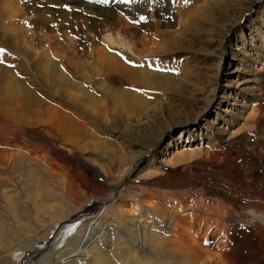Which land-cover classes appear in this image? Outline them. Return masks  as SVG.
<instances>
[{"label": "bare ground", "instance_id": "6f19581e", "mask_svg": "<svg viewBox=\"0 0 264 264\" xmlns=\"http://www.w3.org/2000/svg\"><path fill=\"white\" fill-rule=\"evenodd\" d=\"M73 1L55 0L53 3L56 6L55 9L43 11L40 14L42 17L39 20L40 23L35 24L36 26L34 25L32 29L26 28V34L31 37L38 36L37 38L40 40L49 42L50 38L45 34V30L49 26H54L58 31L64 27L69 30L70 27H75L76 30L85 29L84 32L89 30L80 43H87L92 38L91 35L96 34V36L98 35L97 38H101L100 40L104 41L107 46H116L123 51H119L121 54L119 58L110 53L99 52L97 57L101 60L94 65L75 62L79 58H76L73 53L66 54L65 58L60 56L62 69L56 68L58 72L61 71L58 73L59 87L73 88L79 85L75 82L76 80H80L84 85L85 82L92 79L97 88L86 84L85 87L87 88L83 89L80 96L65 100V105H61L60 102L59 104L58 101L56 104L54 103L55 105L53 104L56 110L54 116L57 118L58 128L73 136V141L74 137L81 135L85 137V124L78 119L77 115L71 114V111L67 110L66 107L69 106L74 109L72 112L75 111L85 118L91 117V115L97 114L99 104V107H102L103 103H96L101 97H106L113 104L129 110L150 105L152 115L147 125L142 128L117 130L115 132L120 139H127L128 144L135 149V152L128 157L130 162H128L129 166L123 180L109 185H107L108 183L101 184L99 180L96 182L86 180V183L75 184L69 181L65 174L63 182L56 184L55 189L52 188L54 193L48 192V194H52L54 200L53 202L51 200L49 205L48 203L44 204L46 211L40 217L38 214L41 212L40 210L31 215L20 205H17L13 197L15 192H20L22 189L20 181L10 180L13 166H15L14 160L19 156L27 160L28 154L24 155L26 153L23 147L19 146L22 144H16L19 142L15 143L10 140L13 135L12 127L11 134H7L9 138L4 140L8 142L1 143L2 141H0V264H131L129 256L134 254V250H130L126 254L122 253L120 248L109 249L106 247L105 238L107 235L105 234L108 233L107 229L117 227L119 232L121 230L118 221H111L110 216H108L109 212L114 215L127 216L131 222L136 219L135 228L138 233L141 229H148L149 233L146 231V234L148 233V236L146 235L147 241L154 234L157 235L156 229L159 230L161 241H164L166 238L162 236L163 233L168 235L169 229H176V221L181 222L182 219H187L183 215L188 216V220H195L198 224H201L200 221L203 220L208 225L207 220L209 218H204L203 215L220 220L224 218L225 214L231 217L234 216L232 212L235 213L232 208L225 205V198L221 199L222 206H218L219 215L216 214V208L213 213L206 212L207 208L201 204L202 202H197L196 206L203 209V211H198L201 216L195 214L197 210L192 206L186 209L185 203L168 201L164 202V205L159 204L157 197L153 198L150 192H143L141 189H137L138 187L134 186V183L131 184L129 175L143 158L148 155L154 158L155 155L171 147L172 144L184 140L190 141L191 139H207L208 141H212L216 137L219 139L221 135L225 134L228 125L234 122L239 110L241 112L247 100L251 102V113H253L254 107L252 105L255 101L257 102L258 98L260 102L263 89L262 77L258 76L264 71V0H191L186 8L183 7L185 9L180 12L170 0L165 1L166 3L161 4V6L159 3L152 9L151 6L149 8L150 0H130L128 8H120L118 3L116 6L110 4L109 7L101 11H88L89 14L93 15L90 18L82 17L81 14L69 13L71 8L77 10L76 6L85 7L84 4ZM16 3L18 12L21 13L23 9L21 10L19 0ZM68 4H70V8L67 7ZM1 7L3 6L1 5ZM86 8L88 9L89 6ZM5 11L8 14L6 16L2 14L0 19L7 20L8 23V20L13 18L16 12L14 11L15 14L12 15V9ZM23 11L24 18L28 15L33 16V13L25 14L26 12ZM154 12L157 21L151 23L147 20V16ZM52 15L59 16V19L52 18ZM110 17L116 19L113 26L115 28L114 33H112V27L110 29L106 26ZM6 22H3V26ZM7 26L5 25V28ZM23 27L20 26L19 31H22ZM5 30L2 38L4 44L8 48L14 47L15 49L17 42L13 44L10 29ZM81 33L80 31L76 35L80 36ZM62 37L68 39L67 32H63ZM40 46L37 48L33 45V49L40 50ZM0 56L3 62H11L8 56H4L2 53ZM49 57L52 60L59 58L55 54H49ZM167 61H171V63L174 61V65H177L176 68L169 69L176 73L173 75L165 73L164 75L170 76L164 78L160 75L163 74L161 72H165ZM95 68L97 71H94ZM202 70L205 72L201 74ZM96 73L99 81L93 79ZM94 77L96 78V76ZM115 80L126 85L127 90L124 91L121 88L114 90L107 87L109 83ZM102 81L103 83H100ZM151 83L169 90L166 103L151 98L153 94H157L154 93L156 90L152 88L154 85ZM151 99L153 100L151 101ZM240 104L241 109L239 108ZM154 127L159 128V130L151 138L153 134L151 130ZM21 136L24 135L21 134ZM130 136H137L138 138L140 136L141 138H130ZM48 138L49 143H55L51 135H48ZM90 138L92 137L90 136ZM11 142L16 145H12ZM225 151L228 150H218L217 152L221 155V152L224 154ZM201 154L198 151L197 153H190L188 156L189 159H192L200 157ZM216 156L218 157V155ZM208 157L210 158V156ZM181 158L184 157L181 156ZM28 161L36 163L34 158ZM211 161L209 162L211 163ZM42 164L44 165V163ZM45 167L43 168L44 171ZM101 172L104 174L103 170ZM175 172L170 171L169 173L172 175ZM175 174H179V172ZM171 177L173 178V176ZM33 178L32 180L36 179L34 176ZM43 182L36 179L35 187L37 190L35 191L43 188V185L46 184ZM258 182L259 186L264 184L263 178L259 177ZM48 194H46V198L51 199V195ZM204 195L202 194L199 200L188 194L187 197L191 201H202ZM125 198L128 199L124 201ZM148 199L152 201H148ZM213 201L215 200L213 199ZM8 208L9 213L7 212ZM183 210L186 211L185 214L182 212ZM247 213L241 212L240 216L244 224L257 232L255 237H259V254L255 256L257 260L252 261L255 258L253 255L244 254L235 245L231 248L229 244V248L224 250V253L221 251L224 256L223 264H264V203H259V210L253 209ZM3 214L5 218L1 217ZM246 215H248L247 219L243 220ZM230 217L227 218L233 219ZM17 218H20L22 222H19ZM82 219L85 220L75 226V223L81 222ZM7 222L13 226L10 227ZM237 222L240 223V221ZM221 223L222 221H220ZM72 224H74L71 227L74 233L66 230ZM183 224L181 226H184ZM217 224L219 225V221ZM125 232L123 231V236L120 237L125 238ZM71 233L74 235L70 236ZM236 237L238 239L237 245L241 244L238 236ZM122 240L124 241V239ZM194 240L196 242V239ZM190 241L189 245L193 242L190 243ZM128 244L131 245L129 242ZM184 245L186 244L184 243ZM131 246H133L131 249H135L134 245ZM194 246L196 245L194 244ZM142 251H145V248ZM15 254H24L25 257L15 263L11 258ZM217 259L222 260L216 258V261H218ZM219 262L221 263V261Z\"/></svg>", "mask_w": 264, "mask_h": 264}, {"label": "rangeland", "instance_id": "374dc122", "mask_svg": "<svg viewBox=\"0 0 264 264\" xmlns=\"http://www.w3.org/2000/svg\"><path fill=\"white\" fill-rule=\"evenodd\" d=\"M54 1L55 0H19L20 6L22 7L19 6V8H21V10L23 9L24 11H22L26 12L25 14H29L28 12L33 13V16L28 15L24 18L22 11L19 13L18 6L16 7V2H18V0H0V9H2L0 11L1 17L2 14L3 16L8 14L5 10L12 9V15L16 12L13 18L8 20V23L6 22L7 20L0 19V53L4 54V56H8L11 60L10 63H7L3 62V59H0V123H3V125H0V141H2L1 143L8 142L4 140L9 138L7 134H11V129L13 127V135L10 140L15 143L19 142L16 144H22L19 146L23 147L26 153L24 155L28 154V157L25 156L27 160L21 156L14 160L15 166H13L14 168L10 180L20 181L22 189L20 192H15L13 197L17 205H20L31 215L40 210L41 212L38 213L39 217L46 211V209H44V204L48 203L49 205V202H51V200L53 202L54 200L52 194H48V192L54 193L52 188L55 189L56 184L63 182L65 174L68 180L75 184L84 183L86 180H93L95 182L99 180L101 184L108 183L107 185H109L123 180L126 169L129 166L128 162H130L128 157L135 152V149L132 145L128 144L127 139H120L115 132L117 130L142 128L147 125L152 115L150 105L148 107L139 109L137 107L129 110L117 104H113L106 97H101L96 103H103V105L99 107V104L97 107V114L91 115V117L85 118L75 111L72 112L74 109H71L67 105V107L65 106L68 108L67 110L71 111V114L77 115L78 119L83 121L85 124L84 130L89 137L81 135L76 138L74 137L73 141V136L58 128L57 118L54 116L56 110L53 104H56V101H58L61 105H65V100L67 101V99L71 97L80 96L83 89L87 88L85 87L87 86L86 84H89V86L91 85L90 87L97 88L96 83H94L92 79L89 81L85 80L87 82H85L84 85L80 80H76L75 82L79 85L73 88L59 87L58 73L61 71L58 72V69H62V59L60 56L65 58L66 54L73 53L76 58H79L78 61L75 62H79V64L82 62V64L85 65H94L101 60V58L97 57L98 54L110 53L119 58L121 55L119 51L123 50L118 49L116 46H107L104 41L100 40L101 38H97L98 35L96 36V34L91 35L92 38L87 43L82 44L80 41L85 38V35H87L85 33L89 32V30L84 32L85 29L76 30L75 27H70V30L64 27L65 29L62 28L58 31L54 26H49L45 30V34L50 38L49 42L40 40V38H37L38 36L31 37L26 34V28L29 29L30 27L32 29L35 24L40 23L39 20L42 19L40 14L43 13V11L56 7L53 4ZM76 1L84 4L85 7L76 6L77 10H72L71 8L69 13L81 14L82 17L86 18L93 16L89 14L88 11H101L109 7L110 4L116 6L119 3L120 8H128L129 5V2L125 3L124 0ZM156 1L150 0L149 8L150 6L151 9L152 7L155 8V5L159 3V6H161V4H165L168 0ZM170 1L177 6L180 12L186 8L191 0ZM1 5L3 7H1ZM69 6L70 4H68L67 7ZM86 6H89V8L87 9ZM121 16L124 17L123 15ZM52 18L59 19V16L52 15ZM110 18L108 22L111 23L109 24L107 22L106 26L110 29L113 28L112 33H114L115 28L113 26L115 24L114 20L116 19L114 17ZM147 20L151 23L157 21L156 13L154 12L150 16H147ZM3 22H6L4 26ZM5 25L8 26L5 28ZM20 26L23 27L22 31L24 32L21 30L19 31ZM5 29H10L11 37L13 36V38H11L12 43L15 44V42H17L15 44V49L14 47L8 48L4 44L2 38L4 37ZM80 31L82 33L80 36H77L76 34L80 33ZM63 32H67L68 39L62 37ZM33 45L37 48L41 45L40 50L33 49ZM49 54H55L59 58L52 60ZM79 55H81V57H79ZM173 62L167 61L165 72H161L163 74L160 76L169 78L170 75L164 74L173 75L176 73L174 70L171 71V69H169L176 68L175 66L177 65H174ZM98 68H101V66H98ZM152 69L155 70L153 67ZM177 69L179 68L177 67ZM94 71H97V69L95 68ZM204 72L205 71L202 70L201 74ZM94 76H96V78ZM94 76L93 79L99 81L97 73L96 75L94 74ZM258 77H262L261 80L263 81L260 102L258 98L257 102L255 101L253 103V113H251L250 101L248 102L247 100L243 108L240 104L239 108H242L241 112L239 110L234 122L228 125L225 134L221 135L219 139L217 137L212 141H208L207 139H191L190 141L184 140L180 143L172 144L171 147L164 149L160 154L155 155L154 158L149 155L143 158L141 163L138 164L129 175L131 184L134 183V186H137V189H141L143 192H150L153 198L157 197L159 204L168 201L180 204L185 203L187 206L186 209L192 206V208L197 210L195 214L201 216V213H198V211H203V209L196 206L197 202H202L201 204L207 208L206 212L213 213V210L216 208V214L219 215V211H217L218 206H222L221 199L225 198V205L235 211V213L232 212L234 216L230 217L225 214L224 218L219 220L214 219L212 216L208 217L207 215H203L204 218H209L207 220V225L203 220L200 221L201 224H198L195 220H188V216L183 215V217H187V219H182V223L176 221L175 225L179 227L174 226L176 229H169L168 235L164 233L162 235L161 233V235L166 238L164 241H161L158 229H156L157 235L154 234L147 241V234L149 231L148 229H141L138 233V230L135 228L137 223L136 219H133L135 222L133 220L131 222L128 220L129 218L127 216L114 215L109 212L108 216H110L111 221H118V223H120L121 233L118 231L119 229H117V227L108 228V233L105 234L108 236L105 238V242H107L106 247L109 249L120 248L122 253L126 254H128V251L134 250V254L129 256L131 264H223L224 250L229 247L232 248L234 245L244 254L253 255V257L258 256L259 237H255L257 232H254L250 226L244 224L240 216L241 212H246V214H248L247 212L253 209L259 210V203H264V184L259 186L258 182L259 177H262L264 180V71L260 73ZM100 83H103V81ZM151 84L154 85L152 88L156 90L154 93H157L153 94L151 98L166 103L165 100L169 95V90L167 88L162 89L154 83ZM107 87L114 90H119L120 88L124 91L127 90V86L117 80L109 83ZM151 93H153V91ZM153 99H151V101ZM154 128L151 130L153 134L150 132L152 137H149L151 138H153L159 130L157 127ZM21 134L24 136H21ZM48 135L53 137L56 146L55 143H49L50 140ZM90 136L92 138H90ZM132 137H136L137 139L141 138L140 136L139 138L137 136ZM132 137L130 136V138ZM82 138L85 140L84 142ZM15 143H12V145H16ZM25 148H27V151ZM226 149L228 151L224 152L225 155L223 152H221V155L217 152L218 150ZM33 151L36 152L34 153ZM198 151L202 153L200 157L189 159L188 155L190 153H197ZM216 155H218L219 158ZM181 156L185 159L181 158ZM208 156H210L213 163ZM33 158L36 160V163H30L28 161ZM41 159L42 161H40ZM209 161H211V163ZM42 163H44L46 167ZM44 167L46 168V172L43 169ZM102 170L104 174L101 172ZM170 171H176L179 172V174H175V172L171 175V173H169ZM33 176L36 177L37 180L44 181L43 184H46L43 185V188L47 189L41 188L35 191L37 190L35 187L36 179L32 180L34 179ZM171 176H173V178ZM46 185L47 187H45ZM45 191L47 193H44ZM46 194L51 195V199L46 198ZM187 194L194 196L196 199L198 198V200L201 198L202 194L205 195L202 201H191L187 197ZM126 199L128 198H125L124 201H126ZM213 199L215 201H213ZM148 201L152 200L148 199ZM124 208L125 207H123V209ZM7 212L9 213V208ZM182 212L184 213L186 211L183 210ZM4 216L3 214L1 217ZM247 216L248 215H246L243 220H246ZM227 217L233 219L230 220ZM17 220L22 222L20 218H17ZM84 220L85 219H82L81 222L75 223V226L82 223ZM217 221H219V225ZM220 221H222L221 224ZM237 221H240V223ZM7 223L10 227L13 226L10 222ZM182 224L184 226H181ZM73 225L74 224L68 226L66 230L74 233L73 228H71ZM123 231H126L125 238L120 237L121 235L123 236ZM146 231L148 232L147 234ZM206 231L209 232L207 233ZM73 233H71L70 236L74 235ZM235 234L241 241L239 245H237L238 239ZM111 235L113 236L112 238ZM203 235L206 237L204 236L203 238ZM193 238L196 239V242H194L195 240ZM122 239H124V241ZM126 241L134 245L135 249H131L133 246L129 245ZM189 241L190 243L193 241V247H191L192 244L189 245ZM183 242L186 245H184ZM194 244L196 246H194ZM229 244L231 246L228 247ZM144 248L145 251H142ZM24 257V254H15V256L11 258L13 262L17 263V261L23 260ZM216 258L222 260L217 259L218 261H216ZM203 259H205V261H203ZM254 260H257V258L255 257L252 259V261ZM219 261H221V263Z\"/></svg>", "mask_w": 264, "mask_h": 264}, {"label": "snow or ice", "instance_id": "6c2138e0", "mask_svg": "<svg viewBox=\"0 0 264 264\" xmlns=\"http://www.w3.org/2000/svg\"><path fill=\"white\" fill-rule=\"evenodd\" d=\"M124 2H125V3H128V2H130V0H124Z\"/></svg>", "mask_w": 264, "mask_h": 264}]
</instances>
